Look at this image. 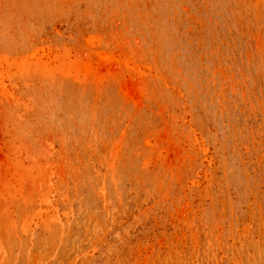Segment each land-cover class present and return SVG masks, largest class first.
<instances>
[{
	"label": "rangeland",
	"instance_id": "rangeland-1",
	"mask_svg": "<svg viewBox=\"0 0 264 264\" xmlns=\"http://www.w3.org/2000/svg\"><path fill=\"white\" fill-rule=\"evenodd\" d=\"M0 264H264V0H0Z\"/></svg>",
	"mask_w": 264,
	"mask_h": 264
}]
</instances>
